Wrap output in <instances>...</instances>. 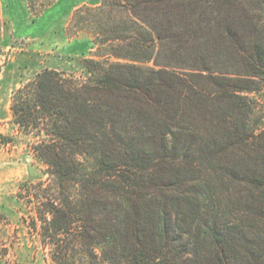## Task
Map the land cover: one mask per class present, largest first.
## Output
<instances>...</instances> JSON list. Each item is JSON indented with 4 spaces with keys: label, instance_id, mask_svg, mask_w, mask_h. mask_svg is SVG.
I'll list each match as a JSON object with an SVG mask.
<instances>
[{
    "label": "trees",
    "instance_id": "obj_1",
    "mask_svg": "<svg viewBox=\"0 0 264 264\" xmlns=\"http://www.w3.org/2000/svg\"><path fill=\"white\" fill-rule=\"evenodd\" d=\"M115 4L130 22L86 78L45 70L12 96L50 178L51 260L264 264V0Z\"/></svg>",
    "mask_w": 264,
    "mask_h": 264
},
{
    "label": "rangeland",
    "instance_id": "obj_2",
    "mask_svg": "<svg viewBox=\"0 0 264 264\" xmlns=\"http://www.w3.org/2000/svg\"><path fill=\"white\" fill-rule=\"evenodd\" d=\"M108 1L0 0V264H54L35 187L50 178L36 139L14 123L12 96L45 70L86 78L84 60L110 53L100 43L104 32L130 22L117 0ZM257 97L264 102V92Z\"/></svg>",
    "mask_w": 264,
    "mask_h": 264
}]
</instances>
